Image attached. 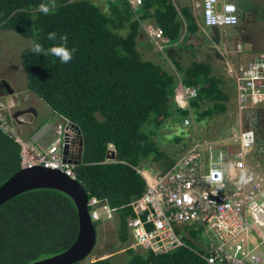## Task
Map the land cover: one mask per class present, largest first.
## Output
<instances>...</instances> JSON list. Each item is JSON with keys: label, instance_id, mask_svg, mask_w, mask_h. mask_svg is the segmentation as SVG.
<instances>
[{"label": "trees", "instance_id": "obj_1", "mask_svg": "<svg viewBox=\"0 0 264 264\" xmlns=\"http://www.w3.org/2000/svg\"><path fill=\"white\" fill-rule=\"evenodd\" d=\"M41 2L0 0V30L36 40L45 49L53 43L47 34L55 31L67 34V47L76 49L69 63H61L51 55H33L27 47L19 54V64L27 91L78 128L82 153L80 162L70 166L72 176L88 199L115 210L116 240L126 248L124 264H207L187 238L186 247L164 255L136 251L130 248L127 229L133 216L130 203L145 190L136 170L153 165L164 173L179 157L160 148L155 131L185 118L200 121L218 115L230 99L228 83L209 64L178 66V80L138 51L142 21L159 28L171 46L181 43L183 35L196 34L199 27L191 9L177 10L172 0H142L138 17L126 0H109L106 11L88 0H56L55 11L44 15L35 10ZM180 86L197 90L188 109L175 105ZM247 113L255 133L252 160L264 168V108ZM171 141L181 143V151L187 146L178 133ZM21 169V147L0 127V186ZM78 232L77 209L66 194L52 189L19 194L0 206V264H31L60 254ZM74 264L113 263L105 258Z\"/></svg>", "mask_w": 264, "mask_h": 264}, {"label": "built area", "instance_id": "obj_2", "mask_svg": "<svg viewBox=\"0 0 264 264\" xmlns=\"http://www.w3.org/2000/svg\"><path fill=\"white\" fill-rule=\"evenodd\" d=\"M203 27L229 28L239 24L237 7L219 0H197ZM136 16L142 0H126ZM147 34L162 51L167 44L162 31L149 26ZM238 119L250 109L264 108V53L234 70L231 76ZM197 97L193 87L180 86L175 96L179 108L188 109ZM1 106V104H0ZM55 127L57 141L46 151L24 141L3 117L0 127L21 147V166L41 165L59 169L73 177L63 163L62 151L68 147V159L77 154L78 134L67 120ZM185 118L183 125L191 126ZM254 130H232L228 143L196 139L164 173L137 169L145 190L130 207L133 216L127 222L132 239L130 248L164 255L186 247L183 238L197 246L207 264H264V172L252 160ZM92 223L113 220L114 209L96 198L87 201ZM200 232L205 245L196 244L190 232Z\"/></svg>", "mask_w": 264, "mask_h": 264}, {"label": "rangeland", "instance_id": "obj_3", "mask_svg": "<svg viewBox=\"0 0 264 264\" xmlns=\"http://www.w3.org/2000/svg\"><path fill=\"white\" fill-rule=\"evenodd\" d=\"M74 1V0H70ZM96 4L100 9L106 11L109 5V0H88ZM176 9L179 10L183 7L184 2L187 1L186 6L191 7V0H172ZM241 7V18L239 24L232 28H220V30H228L221 40L220 44L215 46V52L219 58H214L215 53L208 50V46H214L210 40L211 35L209 31L206 33L197 32L193 37H187L182 42L179 49L184 48L191 50L190 52L181 51L176 55L169 54L170 45H166L162 51H159L156 44L152 42L147 34V28L151 22L142 21L140 23V33L138 36V51L144 60L152 61L161 65L164 69L179 79V68H185L192 62H205L210 65L212 73L223 78L227 84V92H232V79L229 68L237 70L239 67L246 65L250 58L253 57L254 52H258L255 56L264 53V40L259 38V34L264 32V0H236ZM195 7V6H194ZM197 22H200L201 9L199 7L192 10ZM141 15V10L138 11ZM244 22V23H243ZM243 24V27H242ZM200 25V24H199ZM222 36V34H221ZM204 39L205 46H200V40ZM30 47V40L24 39L18 34L11 31L0 30V81L6 82L11 90V94H1L0 96V109L3 117H6L9 125L15 132L26 141V136L30 129L21 131L17 127L16 121L12 118L13 114L17 111L33 109L36 116L31 113H25L17 117L19 121L30 120L37 127H44L48 125L51 129L55 130L57 124L61 120L52 114L49 107L43 103L38 97L27 91L26 78L19 64L20 52ZM195 48V50H193ZM194 51V54H190ZM198 52V55H196ZM212 57L210 60H204L201 54ZM200 55V56H199ZM230 99L226 103V110L218 115H213L206 119L196 121L192 118L191 126L185 127L183 123H178L172 126H161L155 131L153 135L154 140L159 141L160 148L163 151L171 153L178 152L180 156L196 139L212 140L214 138L219 141L222 140L228 143L231 131L236 130L241 124L242 127H247L252 130L250 118L245 116L238 119L236 116L234 100L232 93H229ZM177 106V104H175ZM177 108H179L177 106ZM182 109V108H179ZM180 134L183 142L187 145L183 151L182 144H172L171 135ZM150 170L159 172L155 166L149 165ZM263 172L264 168L262 167ZM192 232V231H191ZM198 245H205L206 241L201 238V235H196ZM132 239L129 237V244L131 245ZM197 248L196 245H194ZM125 246H122L115 236L114 221L103 222L98 224L96 228V244L91 254L84 260L85 263L92 262L96 259L110 258L113 264H124L125 260ZM136 251H141L136 249Z\"/></svg>", "mask_w": 264, "mask_h": 264}, {"label": "water", "instance_id": "obj_4", "mask_svg": "<svg viewBox=\"0 0 264 264\" xmlns=\"http://www.w3.org/2000/svg\"><path fill=\"white\" fill-rule=\"evenodd\" d=\"M210 30L215 35L219 34L217 28H211ZM5 86L11 94L12 90L8 84H5ZM25 113H34V111L31 109L17 111L12 118L16 123H19L17 117ZM74 129L78 134V148L75 158L73 160L68 159L67 146H64L62 151L63 163L68 166L78 164L82 153L80 132L75 126ZM39 189L56 190L71 198L78 213L79 232L76 240L67 250L31 264H74L83 262L91 254L96 244V229L88 214L87 194L73 177L68 176L62 170L41 165L22 168L0 186V206L19 194Z\"/></svg>", "mask_w": 264, "mask_h": 264}, {"label": "crops", "instance_id": "obj_5", "mask_svg": "<svg viewBox=\"0 0 264 264\" xmlns=\"http://www.w3.org/2000/svg\"><path fill=\"white\" fill-rule=\"evenodd\" d=\"M220 1V3H232V4H234L236 7H237V10H238V14H239V18H241L240 17V15H242V13L240 12V9H241V7L239 6V4H238V2L236 1V0H219ZM185 4H187V1L186 2H184ZM185 4H183V7H188V6H186ZM195 6V7H194ZM191 7L192 8H190L191 9V11L192 10H195V9H197L198 7H199V9H201V7H200V4H199V2L197 1V0H191ZM193 16H194V14H193ZM195 17V16H194ZM196 19V18H195ZM149 22V21H148ZM196 22H197V19H196ZM244 23V22H243ZM197 24H198V27H199V31L198 32H200V30H201V32H203V33H206L207 31H210V29H208V28H205V27H203V25H202V23H201V18H200V22H197ZM200 24V25H199ZM150 26H155L152 22H151V25ZM242 27H243V24H242ZM230 28H232V27H230ZM229 28V29H230ZM228 29V30H229ZM228 30H220V29H218V31H219V34H222V36H220V40H222L223 39V37H224V35L223 34H225ZM140 33V32H139ZM195 35V34H194ZM194 35H187V36H185V35H183L182 36V41H181V43L179 42L177 45H170V50H169V54H171L172 55V53H174V51H176V55H178V53H181V51H186V52H190L191 50H187V49H184V48H181V49H179V46L182 44V42L184 41V39L185 38H187V37H193ZM166 45H169L168 43L166 44ZM183 45V44H182ZM181 45V46H182ZM165 49H166V47H165ZM193 50H195V48H193ZM258 53V52H257ZM256 52H254L253 53V57L252 58H250V60L249 61H251L254 57H255V55L257 54ZM190 54H194V51L193 52H191ZM196 55H198V52H196ZM200 56V55H199ZM215 59L216 58H219L218 56H215L214 57ZM210 59H212V57H208V56H206V58H204V60L206 61V60H210ZM234 70L235 69H230L229 68V73H231V75L230 76H232L233 75V72H234ZM179 80V79H178ZM231 84H232V92H231V90H229V93H232V98H233V100H234V105H235V91H234V85H233V81L231 82ZM230 96V95H229ZM174 100H175V98H174ZM176 101V100H175ZM31 110H33V109H31ZM34 111V110H33ZM53 114V113H52ZM31 115H33V116H36V113H35V111H34V113H31ZM59 118V117H58ZM60 119V118H59ZM61 120V119H60ZM18 125H17V127L21 130V131H24L25 133H26V130L27 129H30L29 130V133L27 134V136H26V141L29 143V144H31V145H33V146H35L36 147V149L38 150V151H46L52 144H54L56 141H57V135H56V133H55V131L53 130V129H51L48 125H44V127H37L35 124H34V122H33V118L32 119H30V120H23V121H19V123H17ZM195 242H197V241H195ZM196 244H199V243H196Z\"/></svg>", "mask_w": 264, "mask_h": 264}, {"label": "clouds", "instance_id": "obj_6", "mask_svg": "<svg viewBox=\"0 0 264 264\" xmlns=\"http://www.w3.org/2000/svg\"><path fill=\"white\" fill-rule=\"evenodd\" d=\"M57 7L56 0H42L36 6V11L44 15L52 14ZM53 43L45 49L44 46L36 40L30 41V53L33 55H51L60 60L61 63H69L73 58L75 48L69 49L67 34L58 35L55 31L49 32L46 37Z\"/></svg>", "mask_w": 264, "mask_h": 264}, {"label": "flooded vegetation", "instance_id": "obj_7", "mask_svg": "<svg viewBox=\"0 0 264 264\" xmlns=\"http://www.w3.org/2000/svg\"><path fill=\"white\" fill-rule=\"evenodd\" d=\"M237 27H239V26H237ZM209 34L211 35V40H210V42H211L214 46H212V45L210 46V45H209V46H208V50L211 51V52H214V53H215L214 56H218V54L215 52V46H216L217 44H220V42H221V40H220V36H221V34L215 35V34H213V33L211 32V30L209 31ZM259 38L264 40V32L259 34ZM199 44H200V46H201V45H202V46H205L206 42H205L204 39H201ZM200 54H201V53H200ZM201 56H202L203 58H206V54H201ZM5 84H7V83L4 82L3 80L0 81V96H2L1 94H4V93L9 94V92H8V90H7L6 86H5ZM8 86H9V85H8ZM9 87H10V86H9ZM10 89H11V88H10Z\"/></svg>", "mask_w": 264, "mask_h": 264}]
</instances>
